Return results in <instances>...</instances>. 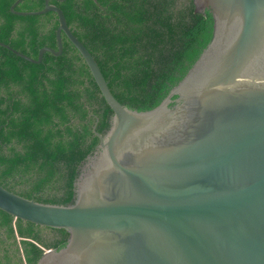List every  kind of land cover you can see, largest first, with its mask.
Returning a JSON list of instances; mask_svg holds the SVG:
<instances>
[{
    "label": "water",
    "instance_id": "water-1",
    "mask_svg": "<svg viewBox=\"0 0 264 264\" xmlns=\"http://www.w3.org/2000/svg\"><path fill=\"white\" fill-rule=\"evenodd\" d=\"M20 15H58L113 110L75 183L69 205L27 198L0 183V209L14 220L65 228L67 243L37 264H264V0H194L214 35L156 107L131 109L51 0ZM176 96V97H175ZM96 126L94 127V130Z\"/></svg>",
    "mask_w": 264,
    "mask_h": 264
},
{
    "label": "trees",
    "instance_id": "trees-1",
    "mask_svg": "<svg viewBox=\"0 0 264 264\" xmlns=\"http://www.w3.org/2000/svg\"><path fill=\"white\" fill-rule=\"evenodd\" d=\"M15 1L0 0V41L37 59L44 46H57L59 21L44 18L57 13L20 15L11 10ZM51 2L92 52L113 94L131 109L158 106L214 35L212 13L197 11L194 0ZM44 6L45 0H23L16 10ZM72 45L64 40L62 55L46 52L40 63L0 45V183L12 191L26 185L19 194L37 195L43 203H74L77 178L100 141L96 132L104 135L111 125L113 110ZM52 229L58 237L47 243L43 226L15 221L0 209V230L17 247L15 257L8 249L2 257L0 235V264H37L44 254L41 243L62 248L69 232ZM17 236L26 262L18 254Z\"/></svg>",
    "mask_w": 264,
    "mask_h": 264
},
{
    "label": "flooded vegetation",
    "instance_id": "flooded-vegetation-1",
    "mask_svg": "<svg viewBox=\"0 0 264 264\" xmlns=\"http://www.w3.org/2000/svg\"><path fill=\"white\" fill-rule=\"evenodd\" d=\"M56 1H59V2H62V1H64V0H56ZM97 1V0H96ZM52 3V2H51ZM58 16V15H57ZM57 16H53L52 17V19H49V17L47 16V15H45L44 16V18L46 19V20H56V19H58V17ZM72 29V28H71ZM74 32V31H73ZM75 34V33H74ZM76 35V34H75ZM77 36V35H76ZM78 37V36H77ZM66 38V39H65ZM79 38V37H78ZM80 39V38H79ZM63 40H67V41H70L69 40V38L63 33ZM81 40V39H80ZM82 41V40H81ZM71 42V41H70ZM83 42V41H82ZM71 44H72V42H71ZM57 45V44H56ZM73 46V45H72ZM44 47H52V48H54L55 50H58V45L56 46V47H53V46H44ZM73 47H75V46H73ZM41 50V49H40ZM46 52H50V51H45V53ZM45 53H44V55H45ZM52 53V52H51ZM64 53V49H63V52L60 54V55H62ZM53 54V53H52ZM60 55H58V56H60ZM55 56H57V55H55ZM31 57V56H30ZM39 57V56H38ZM33 58V57H32ZM43 58H44V56H43ZM35 59V58H34ZM38 59V58H37ZM43 60V59H42ZM33 62V61H32ZM42 62V61H41ZM93 115V114H92ZM111 117H112V115H111ZM110 124H111V118H110ZM97 125H98V120H97V122L94 124V126H93V128L96 126V128H97ZM99 140H100V138H99ZM100 143V142H99ZM99 143L95 146V149H94V151L95 152H97V151H99ZM95 152H94V154H95ZM94 154H92V155H94ZM16 193H19V192H21V189H19L18 187L17 188H15V190H14ZM37 195H33V199H35V197H36ZM50 230H52L53 231V229H52V227H48V226H43V232L45 233V235L46 236H51L52 238L53 237H58L57 235H56V233L53 231H50ZM0 235H1V237L5 240V243H4V245H3V247H2V251H1V256L2 255H5V249H8V251H9V254L11 255V256H13V257H15V254H14V252H15V250H16V245H11L10 243H11V240H8L7 239V237L5 236V234L3 233V231L2 230H0ZM17 238H18V247H19V251L20 252H18V254L21 256V257H23L24 258V261H25V255H24V253H23V248H22V246H21V237H18L17 236ZM8 241H9V243H8ZM42 244V243H41ZM41 244H39L40 245V247L44 250V251H46L47 250V248L48 249H51V248H55V247H48L46 244H45V246L43 245H41ZM3 257V256H2ZM18 259V258H17ZM6 262V260L5 259H3V263H5ZM26 262V261H25ZM26 264V263H25Z\"/></svg>",
    "mask_w": 264,
    "mask_h": 264
},
{
    "label": "rangeland",
    "instance_id": "rangeland-1",
    "mask_svg": "<svg viewBox=\"0 0 264 264\" xmlns=\"http://www.w3.org/2000/svg\"><path fill=\"white\" fill-rule=\"evenodd\" d=\"M17 187L19 188V189H25V187H26V185H17ZM50 231H52V230H50ZM53 232V231H52ZM55 232V231H54ZM42 235H43V238L45 239V241L48 243V242H50V241H52L53 240V238L51 237V236H46L45 235V233L44 232H42ZM48 249V248H47Z\"/></svg>",
    "mask_w": 264,
    "mask_h": 264
},
{
    "label": "crops",
    "instance_id": "crops-1",
    "mask_svg": "<svg viewBox=\"0 0 264 264\" xmlns=\"http://www.w3.org/2000/svg\"><path fill=\"white\" fill-rule=\"evenodd\" d=\"M5 243V242H4ZM8 243H9V241H8ZM13 246V245H12Z\"/></svg>",
    "mask_w": 264,
    "mask_h": 264
}]
</instances>
